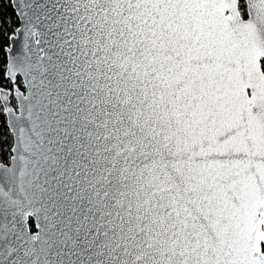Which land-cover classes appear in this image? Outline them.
Segmentation results:
<instances>
[{"label":"snow or ice","instance_id":"obj_1","mask_svg":"<svg viewBox=\"0 0 264 264\" xmlns=\"http://www.w3.org/2000/svg\"><path fill=\"white\" fill-rule=\"evenodd\" d=\"M0 264H264V0H0Z\"/></svg>","mask_w":264,"mask_h":264}]
</instances>
